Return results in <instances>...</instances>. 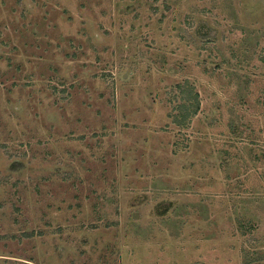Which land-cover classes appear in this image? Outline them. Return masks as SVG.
I'll return each instance as SVG.
<instances>
[{"label":"rangeland","instance_id":"1","mask_svg":"<svg viewBox=\"0 0 264 264\" xmlns=\"http://www.w3.org/2000/svg\"><path fill=\"white\" fill-rule=\"evenodd\" d=\"M249 259L264 0H0V264Z\"/></svg>","mask_w":264,"mask_h":264},{"label":"trees","instance_id":"2","mask_svg":"<svg viewBox=\"0 0 264 264\" xmlns=\"http://www.w3.org/2000/svg\"><path fill=\"white\" fill-rule=\"evenodd\" d=\"M180 87H182V85H180ZM187 97H189L188 99H194V104L191 105L190 107H188L185 103H181L179 104L180 106H178L179 108V112H180V116H181V120L178 119V123H180V121H184L186 119V117L188 116V114L186 113V109L189 108L191 109L189 112H190V115L192 114H195L197 109H198V101H197V95L194 94L192 96V98H190L191 96L188 95ZM258 262H253L251 261V259L247 260L245 262V264H257ZM259 264H262V263H259Z\"/></svg>","mask_w":264,"mask_h":264}]
</instances>
